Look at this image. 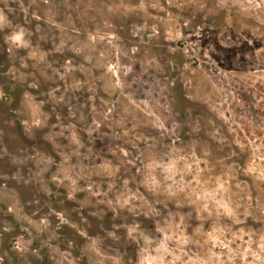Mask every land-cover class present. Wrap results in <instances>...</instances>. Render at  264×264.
<instances>
[{
	"label": "rangeland",
	"instance_id": "1",
	"mask_svg": "<svg viewBox=\"0 0 264 264\" xmlns=\"http://www.w3.org/2000/svg\"><path fill=\"white\" fill-rule=\"evenodd\" d=\"M0 264H264V0H0Z\"/></svg>",
	"mask_w": 264,
	"mask_h": 264
}]
</instances>
